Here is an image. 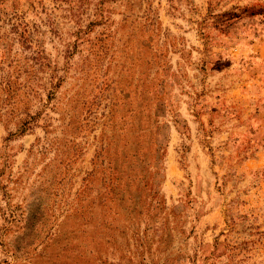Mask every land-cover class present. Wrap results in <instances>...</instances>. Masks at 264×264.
<instances>
[{
	"label": "rangeland",
	"instance_id": "rangeland-1",
	"mask_svg": "<svg viewBox=\"0 0 264 264\" xmlns=\"http://www.w3.org/2000/svg\"><path fill=\"white\" fill-rule=\"evenodd\" d=\"M0 264H264V0H0Z\"/></svg>",
	"mask_w": 264,
	"mask_h": 264
}]
</instances>
